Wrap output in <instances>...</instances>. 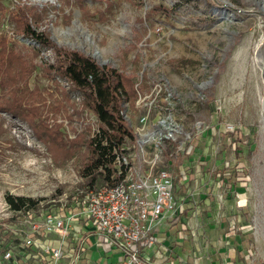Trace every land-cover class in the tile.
<instances>
[{"label":"rangeland","instance_id":"1","mask_svg":"<svg viewBox=\"0 0 264 264\" xmlns=\"http://www.w3.org/2000/svg\"><path fill=\"white\" fill-rule=\"evenodd\" d=\"M0 3V36L35 64L28 86L38 107L33 124L0 108V254L9 244L17 252L30 221L76 210L87 191L106 185L97 173L101 168L84 171L86 146L72 145L98 122L84 107L81 91L48 72L47 64L56 62L54 49L34 52L32 41L9 20L21 7L53 46L133 77L135 100L123 109L132 130L148 113L150 129L165 119L192 136L189 177L175 190L185 208L181 258L195 264H227L232 257L238 264H264V0ZM156 83L166 90L156 93ZM7 194L35 203L14 211ZM238 233L245 235L244 248ZM28 255L19 257L35 260Z\"/></svg>","mask_w":264,"mask_h":264},{"label":"built area","instance_id":"2","mask_svg":"<svg viewBox=\"0 0 264 264\" xmlns=\"http://www.w3.org/2000/svg\"><path fill=\"white\" fill-rule=\"evenodd\" d=\"M154 88L158 93L165 91L166 85L156 83ZM157 126L150 129L148 113L141 115L133 129L132 144L126 140L115 151L112 177L119 179L87 191L76 210L47 212L30 221L17 252L14 245L5 246L0 264H20L22 252L39 264H76L89 236L105 251L117 249L118 264H152L143 247L152 243L154 231L183 209L175 196L176 184L189 177L186 164L178 171L173 169L171 155L189 157L192 151L189 133H182L165 119Z\"/></svg>","mask_w":264,"mask_h":264},{"label":"trees","instance_id":"3","mask_svg":"<svg viewBox=\"0 0 264 264\" xmlns=\"http://www.w3.org/2000/svg\"><path fill=\"white\" fill-rule=\"evenodd\" d=\"M3 5L0 3V9ZM31 15L24 8L19 7L17 14L9 15V20L15 23L16 30L32 41L31 48L34 52L45 49H54L55 63L47 64L48 72L69 81L83 95L82 103L84 107L91 110L98 122L96 128L88 131L73 140V147L84 144L87 149V160L84 171L91 173V170H98L97 173L106 185L116 182L119 177H112L114 168L115 151H119L123 142L134 139L133 130L123 116L125 104L133 105L136 89L135 80L125 71L116 68L99 65L92 57L84 55L76 50H63L53 46L50 39L43 32L32 27L28 18ZM35 64L29 63L21 54L11 48L5 36H0V98L5 100L0 102V108L29 120L33 124L34 118L38 115L33 102L34 97L29 91L28 81L32 75ZM54 128H49L51 133ZM81 141L80 143H78ZM167 148V153L170 151ZM186 157V161L183 160ZM173 169L178 171L186 162L188 156L173 153L171 155ZM84 172V173H85ZM87 174V173H86ZM229 173H223L227 178ZM94 176L90 179L92 184ZM9 207L18 211L23 208H30L35 201L23 195L5 196ZM185 208L179 211L174 218L175 223L180 224Z\"/></svg>","mask_w":264,"mask_h":264},{"label":"crops","instance_id":"4","mask_svg":"<svg viewBox=\"0 0 264 264\" xmlns=\"http://www.w3.org/2000/svg\"><path fill=\"white\" fill-rule=\"evenodd\" d=\"M183 217V216H182ZM181 217V218H182ZM180 218V219H181ZM181 221V220H179ZM181 223V222H180ZM186 229V226H184L182 223H175L173 220L170 222H167L163 224L161 227H159L156 231L153 232L152 235V243L146 244L144 248L145 254H147L150 258V261L152 264H195L194 262L189 260L182 259L180 256V250L182 249V240L179 239L180 233ZM184 232V231H183ZM239 238L238 242L241 244V246L244 248L245 246V235L243 233H238ZM86 245V250L81 257L77 261L76 264H98V261L100 260V263L105 264L106 261L108 263L118 264L120 260V252L113 248L111 250L104 252L105 258L99 256V252L101 250V247L96 245L95 238L93 236H89ZM171 238H173V241H175L173 244ZM186 238V237H185ZM237 241V238H236ZM237 242V243H238ZM114 254L117 255V258L115 260L110 259ZM180 257V258H179ZM175 258V260L173 259ZM179 258V260H178ZM29 259V258H27ZM31 260V261H29ZM25 260L20 258V264H39V261L37 259H29ZM202 264H216V262H211L210 260H204L203 262H199ZM198 264V262L196 263ZM221 264V263H219ZM227 264H238L236 259L233 257L228 261Z\"/></svg>","mask_w":264,"mask_h":264}]
</instances>
